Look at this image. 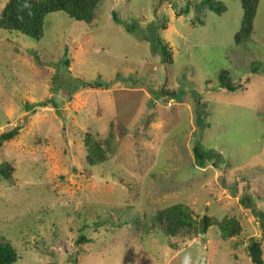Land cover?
Returning a JSON list of instances; mask_svg holds the SVG:
<instances>
[{
	"label": "rangeland",
	"instance_id": "obj_1",
	"mask_svg": "<svg viewBox=\"0 0 264 264\" xmlns=\"http://www.w3.org/2000/svg\"><path fill=\"white\" fill-rule=\"evenodd\" d=\"M201 1L101 0L91 23L49 13L39 40L0 29V134L19 128L0 146V234L18 264H254V238L264 260V0L239 44V0ZM89 131H112L113 156L88 174ZM196 144L214 151L204 166ZM179 201L243 231L170 237L153 218Z\"/></svg>",
	"mask_w": 264,
	"mask_h": 264
},
{
	"label": "trees",
	"instance_id": "obj_2",
	"mask_svg": "<svg viewBox=\"0 0 264 264\" xmlns=\"http://www.w3.org/2000/svg\"><path fill=\"white\" fill-rule=\"evenodd\" d=\"M101 0H8L0 11V29L16 31L34 40H39L44 34L45 17L52 12L62 11L70 18L85 23H91L95 18V9ZM242 9V18L239 31L235 35V43L239 44L244 38L250 36L253 28V20L259 0H239ZM204 5L217 14L225 11V6L215 0H203L199 6ZM159 50L163 59L167 63H172L170 54L167 52V43L158 37ZM65 64L69 61L65 60ZM220 85L227 91L236 90V85L231 84L224 76L219 74ZM101 86L99 82L96 84ZM85 87V86H83ZM77 90V89H76ZM75 90V91H76ZM162 92L168 96H176L173 90ZM47 102V101H46ZM46 102H43L45 104ZM197 122L202 125L203 118L200 107L197 109ZM19 128L13 127L9 131L0 134V146L4 141L13 138L18 133ZM84 170L91 167L107 165L113 156V133L108 132L105 136H95L92 131L86 132L84 136ZM195 160L200 166L211 159L215 154L210 149H205L201 145L194 146ZM74 169V168H73ZM14 168L6 161H0V174L2 181L12 183V172ZM89 174V173H88ZM247 200V199H246ZM249 201V200H248ZM249 206L255 210L254 203L249 201ZM259 218L263 217V212L258 211ZM154 225L158 224L170 237L181 236L187 239L196 238L205 234L207 229L214 226L222 240L234 238L243 231L240 217L233 214H225L221 219L207 214H197L184 201L174 202L170 205L158 209L153 218ZM93 239L80 234L72 240L71 254H78L81 247L88 244ZM260 240L254 238L248 246L249 255L254 264H264ZM20 255L15 246L5 236L0 234V264H18ZM76 264V263H72Z\"/></svg>",
	"mask_w": 264,
	"mask_h": 264
},
{
	"label": "clouds",
	"instance_id": "obj_3",
	"mask_svg": "<svg viewBox=\"0 0 264 264\" xmlns=\"http://www.w3.org/2000/svg\"><path fill=\"white\" fill-rule=\"evenodd\" d=\"M186 264H187V259H186Z\"/></svg>",
	"mask_w": 264,
	"mask_h": 264
}]
</instances>
